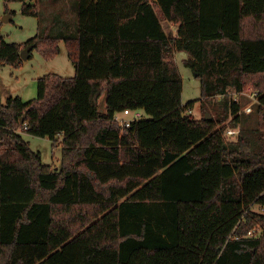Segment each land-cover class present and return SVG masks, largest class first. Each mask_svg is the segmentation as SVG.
<instances>
[{"label":"trees","instance_id":"16d2710c","mask_svg":"<svg viewBox=\"0 0 264 264\" xmlns=\"http://www.w3.org/2000/svg\"><path fill=\"white\" fill-rule=\"evenodd\" d=\"M3 1L41 16L39 0ZM68 1L73 32H50L60 12L23 43L0 25V68L22 67L31 43L52 59L61 40L75 66L5 103L0 74V264H264V0ZM176 51L199 73L203 108L223 96L215 114L183 116L196 101L183 104ZM249 86L257 126L227 140L242 113L230 89ZM126 109L147 117L123 127ZM21 130L61 144L59 170Z\"/></svg>","mask_w":264,"mask_h":264},{"label":"rangeland","instance_id":"374dc122","mask_svg":"<svg viewBox=\"0 0 264 264\" xmlns=\"http://www.w3.org/2000/svg\"><path fill=\"white\" fill-rule=\"evenodd\" d=\"M59 3V5H58ZM58 7L60 9V20L55 19V10ZM39 8L41 10V16L36 17L33 15H26L22 13V2H10L8 7H6L3 0H0V25L1 33L8 42H18L23 43L28 39L34 37L39 30V24H48L53 21L59 20L57 23L51 27L50 32L52 34H57L59 31H75L77 13L71 6L70 1L61 2L59 0H39ZM7 13L11 14V20L6 21ZM165 31L169 35L177 37L178 29L177 25L173 22L165 20L162 22ZM61 53L52 59L45 58L38 48H35L32 52V57L24 62L22 67L16 68L11 65H5L0 68V74L2 77V100L6 102L10 95L20 94L24 100H30L37 96L38 86L37 80L50 73H58L65 77H71L75 74V66L73 65L71 59L68 55V49L65 41H60ZM188 57L186 51H178L176 53V62L181 72L183 78V92L182 101L186 105L188 102L195 100L194 107L185 112L187 115L193 118H201L203 116L206 108L212 110L215 114L217 107L220 108V101L222 95H216L211 97L208 102L205 103L203 108V103L200 101L201 98V78L195 75V72L185 65V58ZM250 88L255 91L252 86L248 88L237 91L235 89H230L229 94L233 99L236 98L241 103V120L237 125L232 124V119L234 115H230L228 120L224 123L225 132L224 135L227 140H236L239 136L229 134L227 130L229 128L242 129V128H253L257 126L258 115H257V104L253 105V111L251 113H246L243 111L244 106L253 101V99L247 94L250 93ZM102 106L105 107V98H101ZM142 117H147L144 110L140 109ZM208 113V112H207ZM209 114V113H208ZM212 116V114H210ZM119 118L134 119L136 118L135 112L130 115H126L123 112L118 114ZM139 118H141L139 116ZM23 137L29 142L31 148L35 151H39L42 154V160L46 164H51L53 169L59 170L61 167L62 159V147L61 144L54 145L53 141L48 137H41L37 135L30 134L26 131L22 133ZM60 141L62 138H59ZM254 211L264 212V207L255 204L253 206ZM261 230L259 229L258 232Z\"/></svg>","mask_w":264,"mask_h":264},{"label":"built area","instance_id":"2783aa9c","mask_svg":"<svg viewBox=\"0 0 264 264\" xmlns=\"http://www.w3.org/2000/svg\"><path fill=\"white\" fill-rule=\"evenodd\" d=\"M247 94L253 99V101L250 102L249 104H247L246 106H244L243 111L246 113H251L253 111V105L259 101V94L260 93H259V91H255L252 88H250V93L247 92ZM236 100L239 101L237 98H236ZM132 112H135V114H136L135 120L140 119L139 116L141 118H143L142 113L140 112V109H135V110L126 109L123 111V113L126 115H130ZM116 119L119 121L120 125H122L123 127L130 125L134 121V119H129V118L121 119V118H119L118 114L116 115ZM24 125L26 128L28 127L27 123H25ZM227 132L229 134L238 135L240 133V129L229 128L227 130ZM254 232H255V230L250 231L249 235H253Z\"/></svg>","mask_w":264,"mask_h":264},{"label":"water","instance_id":"95a60500","mask_svg":"<svg viewBox=\"0 0 264 264\" xmlns=\"http://www.w3.org/2000/svg\"><path fill=\"white\" fill-rule=\"evenodd\" d=\"M10 19H11V14L7 13V17L5 18V20L9 21ZM36 46H37V43L28 44L25 48H23L21 50V53H20L21 57L24 60H28L29 58H31L32 52L36 48ZM195 75L199 76V73L195 72ZM183 116L186 117L187 114L184 113ZM206 116H207V118H211L212 117L210 114H207ZM25 117H26V113L21 117V122L22 123L25 121Z\"/></svg>","mask_w":264,"mask_h":264},{"label":"crops","instance_id":"0c3cea01","mask_svg":"<svg viewBox=\"0 0 264 264\" xmlns=\"http://www.w3.org/2000/svg\"><path fill=\"white\" fill-rule=\"evenodd\" d=\"M59 1H61V2H65V1H68V0H59ZM56 8H57V7H56ZM55 11L59 13V11H60V7H58ZM58 13H55V14L57 15ZM11 19H12V18H11ZM11 19H10V20H11ZM177 52H178V51L175 52V60H176V53H177ZM60 53H61V51H60ZM185 59H186V58H185ZM25 61H27V60H25ZM73 65H74V64H73ZM74 75H75V74H74ZM74 75H73V76H74ZM17 95L21 96L20 94H17ZM17 95H10V96H17ZM103 97L105 98V95L102 96V98H103ZM4 103H5V102H4ZM104 106H106V104H105ZM141 110H142V109H141ZM119 113H120V112H119ZM119 113H117V114H119ZM20 133L22 134L23 131L21 130ZM57 170H58V169H57Z\"/></svg>","mask_w":264,"mask_h":264}]
</instances>
